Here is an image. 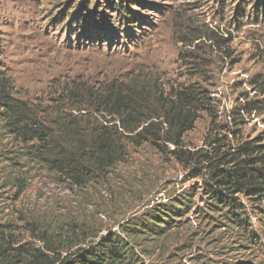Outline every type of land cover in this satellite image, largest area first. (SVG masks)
I'll return each instance as SVG.
<instances>
[{
	"label": "rangeland",
	"instance_id": "obj_1",
	"mask_svg": "<svg viewBox=\"0 0 264 264\" xmlns=\"http://www.w3.org/2000/svg\"><path fill=\"white\" fill-rule=\"evenodd\" d=\"M106 1L0 0V66L22 99L48 98L49 89L68 76L101 80L153 68L172 81L198 82L207 89L223 135L234 140L238 134L228 130L239 126L244 141L260 138L264 144V95H256L253 87V80L264 76V16L256 17V0L242 4L243 15L237 0H125L126 7L133 6V21L125 25ZM178 13L187 14V24L194 20L229 38V56L211 47L203 52V72L193 69L192 78L184 75L181 49L190 46L175 34ZM245 97H257L263 111L246 113ZM210 128L211 118L202 114L186 136L187 146L204 148ZM25 151L26 145L0 123V224L20 245L47 251L40 239L45 237L55 247L85 248L188 194L194 205L183 223L173 224L158 242L135 240L153 248L148 264H264V201L240 199L262 240L261 246L247 245L235 231L214 226L197 212L205 209L203 179L149 145L130 146L126 161L108 177L82 186L36 163Z\"/></svg>",
	"mask_w": 264,
	"mask_h": 264
},
{
	"label": "trees",
	"instance_id": "obj_2",
	"mask_svg": "<svg viewBox=\"0 0 264 264\" xmlns=\"http://www.w3.org/2000/svg\"><path fill=\"white\" fill-rule=\"evenodd\" d=\"M124 1H106L110 12L119 11L123 25L133 21V6L126 7ZM237 1L243 15L246 9L242 4L249 0ZM255 2L256 17H263L264 0ZM104 8L102 5L99 11ZM177 15L175 34L183 45L190 46L181 49L179 60L187 69L184 75L192 78L193 69L203 72L207 64L203 52L211 47L229 56L230 39L219 30L203 23L195 25L190 19L187 24L183 20L186 13ZM259 77L253 80V87L256 95H264V76ZM47 96L38 102L22 99L14 80L0 66V123L11 137L26 145L25 154L30 159L82 186L108 177L126 161L130 146L149 145L203 179L207 210L197 208L201 216L235 231L236 239L247 245H262L240 199L264 201L263 140L244 141L239 126L228 130L229 134H238L234 140L223 135L216 122L218 108L200 83L172 81L156 69L140 67L125 76L101 80L68 76L52 86ZM257 97H245L242 109L246 113L263 111ZM202 114L211 118V132L204 148L192 150L185 139ZM238 115L240 123L245 124L241 113ZM193 205L188 194L180 195L164 206V211H151L134 225L123 227L122 232L104 235L74 250L73 245L52 246L45 237L40 239L47 251L29 243L20 245L8 226L0 224V264H148L153 248L135 240L158 242L176 227L173 224L185 221L182 218Z\"/></svg>",
	"mask_w": 264,
	"mask_h": 264
}]
</instances>
